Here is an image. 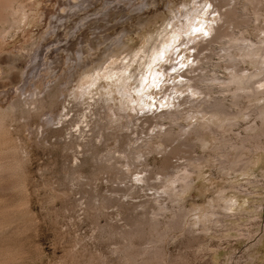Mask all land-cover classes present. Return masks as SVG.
<instances>
[{
    "label": "rangeland",
    "instance_id": "374dc122",
    "mask_svg": "<svg viewBox=\"0 0 264 264\" xmlns=\"http://www.w3.org/2000/svg\"><path fill=\"white\" fill-rule=\"evenodd\" d=\"M12 1L24 7L26 16L19 25L0 23V264H264V209L257 219L243 218L248 213L242 209L264 192V178L257 171L264 167V120L254 111L260 98L241 96V107L232 109L250 114L229 115L232 126L217 128V135H200L208 145L189 133L182 137L187 145L181 152L158 144L139 157L124 158L122 153L175 123L161 115L165 97L176 98L171 109L180 113L188 107L184 97H196L192 104L200 99L195 95L200 82H214L200 81V75L226 77L229 69L222 56L232 49L231 35L243 39L238 43L257 41L264 46V0ZM226 10L234 14L229 20L217 14ZM172 18L177 25L184 23L182 33L168 59L156 68L158 74L148 78L151 108H136L131 116L114 120L109 105L116 101L106 100L100 93L103 88L80 93L100 60L105 67L121 62L131 66L141 53H154L157 43L166 42ZM200 18L220 25L225 35L200 36V30H194L198 37L189 40ZM237 59L241 71H255V64ZM213 85L209 93L231 104L223 84ZM177 121L187 125L182 118ZM256 132L261 147L256 146ZM246 157L255 160V174L242 177L234 168ZM185 169L190 181L178 192ZM249 177L258 178L259 185L248 183ZM240 184L252 190V196H240L239 204L232 203L233 210L226 211L240 213V225L215 223L204 231L193 224V212L219 189L232 193L230 186ZM260 202L264 204V198ZM179 207L184 226L174 223L176 229L173 210L177 213ZM151 222L158 223L155 230ZM158 232H165L164 238H158Z\"/></svg>",
    "mask_w": 264,
    "mask_h": 264
},
{
    "label": "bare ground",
    "instance_id": "6f19581e",
    "mask_svg": "<svg viewBox=\"0 0 264 264\" xmlns=\"http://www.w3.org/2000/svg\"><path fill=\"white\" fill-rule=\"evenodd\" d=\"M255 1L256 0H250V2H254V3H255ZM71 2L73 3V1H71ZM74 3H77V2H74ZM115 3H117V2H115ZM15 5L16 4H14L12 0H0V23L5 22L4 25L7 23H8V25H10V23H14L15 25H19V23L22 21V19L26 16L25 15L26 12H25L24 7H21V6L15 7ZM83 5H85V4H83ZM75 7L73 6V8H75ZM81 7H82V5H81ZM70 8H72V6ZM77 9L80 10V8H77ZM84 9H85V7H84ZM74 10H73V12H74ZM68 11H70V10H68ZM65 12H66V10H65ZM78 13H80V11ZM103 14H105V13H103ZM103 14H102V16H103ZM217 14H219V17H222L224 20L225 19L229 20L234 15L233 11H231V10H226L224 12H218ZM72 15H73V13H72ZM108 15H109V13H108ZM70 23H73V22L71 21ZM179 23H180V25L184 24L182 21H179ZM180 25H177V22L173 21V18H172V21H170V30L167 32L166 42L162 43V44L157 43L156 46L153 47V49L155 51L154 53L152 50H151L152 53L149 52L150 50L147 51L143 55L141 53V55H140L141 59L138 62H136L135 64L133 63V65H132V63H130L131 66L127 65L125 62H121L120 64L116 65L115 67L112 64L105 67L106 63L101 64L100 62H102V61L100 59H99L100 61L97 60L98 59V57H97L96 60L99 61L97 63V65L98 64H100V65L96 66L95 71L89 75L88 80L84 84H81V86L79 87L80 93H84V92L89 91V90L94 89V88H96V89L97 88H99V89L103 88L102 90H100V93L102 95L106 96V100H110V101L114 100V102L115 101L117 102V103L115 102L114 106L109 105L110 110L113 112V114L115 116L114 120H122V117H124V116L125 117L131 116V111H135L136 108H140V110H143V108H145V109L151 108L152 104H153L152 99H150L151 94H149L146 90V88L149 86L148 78L149 79L154 78V76L156 74H158V72H159L156 68L161 65L163 60L168 59L167 53L169 51H171V49L174 48V46H175L174 44H175L176 40L180 37V34L182 33V30L180 29L181 28ZM220 29H221L220 25L213 24L212 21H208L204 18H200V21L198 22L197 28L190 29V31L191 30H193V31H192V34L188 33V38H189V40H194L195 39L194 37H198V35H197L198 33H193L194 30H200V36H205L206 34L209 35V34H211V32H213L212 36L221 37L225 34L221 33ZM1 32H2V30H0V33ZM72 34H74V33H72ZM116 34H118V33H116ZM101 36H103V35H101ZM113 38H115V37L113 36ZM93 39H94V36H93ZM111 39H112V37H111ZM211 39H213V38L211 37ZM230 39L232 41L230 43H232V44L229 43L230 44L229 47H232V49H230V50L225 49V52L222 56L225 58L224 61L225 60L227 61V64H225L223 66H226V68L229 69V72L226 73V77L219 78V77L213 75V76L207 78L204 75H200V81H204L205 79H208V80L211 79V80H214V82L213 83H211V82L210 83H204V84H202L203 82L202 83L200 82V92L195 93L196 96L200 95V99L197 101L196 104H192V102L196 100V97H193L192 99H188L189 96L184 97L183 98L184 100H182V102L187 103L188 107L185 108L184 111H180V113L171 109L172 103L175 101L176 98L171 97V96L165 97L162 100V102L160 103V106L164 107V109H165L163 111V113H161V115H163L164 117H170V119H171L170 123H172V122H175V123L169 124L167 127H164L161 131L157 129L153 133H150V135L148 136L147 141L144 145L138 144L137 146H132L130 148H126V147L123 148L122 153H123L124 158L130 157V156L133 157L134 154L136 157H139L146 150L157 149L158 144H163V147H162L163 150H171L173 152L184 151V146H186L187 144L182 140V137L185 136L186 134H189V133H194L198 137H200V135L207 134V133L217 135V128H221V127L225 128L227 126H232L234 119H230V120L227 119V117L229 115L234 116L237 113L238 114L236 116L250 114V112L240 113L242 108L240 109V111H238V110L235 111L232 109V105H237L238 103H240L241 101H239V98L241 96H244V95L245 96H251V97L253 96V98H260L261 99L260 103H258V102H256L257 104L255 103L256 104L255 105L256 110H254V111L256 114H259L261 116L262 120H264V94H259L260 90L264 89V46H260L259 42H257V41L255 43L254 42H252V43H245V42L238 43L237 41L243 40L241 37H238V36L235 37V36L231 35ZM92 42L94 43V41H92ZM112 42H110L109 45H111ZM93 43H91V44H93ZM116 43H119V42H116ZM122 43L123 42H120V44H122ZM97 45H98V43H97ZM109 45H107V46H109ZM112 45H115V44H112ZM115 46H117V44ZM115 46H114V48H115ZM123 46H125V45H123ZM123 46H120L118 48H121ZM111 48H109V49H111ZM77 49H79V48H77ZM90 49L91 48H89L88 50H90ZM106 49L109 50L108 47ZM91 50H93V49H91ZM105 50H104V52H105ZM111 51H113V50H111ZM111 51L109 50V52H111ZM119 52L117 54H119ZM122 52H124V51H122ZM104 54H102V55H104ZM107 54H108V52L106 53V55ZM80 56H81V54H80ZM107 57H109V54ZM107 57L105 56V58H107ZM131 57L133 58V55ZM237 57H240V60L250 61L253 64H255V66H256L255 71H253L252 73H248V71H247V73L246 72L244 73L243 72L244 70L241 71V69L239 68V65H238L239 59H237ZM105 58H101V59H105ZM124 58H126V57H124ZM96 60H95L94 64H96ZM131 62H133V59L131 60ZM86 63H87V61H86ZM90 63L91 62H89L88 66H90ZM94 64H93V66H94ZM93 68L94 67H92V69ZM118 69H121V71H118ZM84 70H86V68L82 69V71H84ZM87 70L89 71L90 69L87 67ZM116 71H118V72L116 73ZM146 73L148 75L147 77L145 76ZM104 79H107V81L103 83L102 80H104ZM213 84H223L224 90L230 92V95L232 96L230 99L231 104H228L223 97L213 96V95H211V93H209L210 87H214ZM254 84H257V86H255ZM222 89H223V87H222ZM249 90H251V93L249 92ZM134 93H135V95H134ZM82 95H85V93ZM243 98H241L240 100H242ZM106 102H108V101H106ZM10 105H11V103H10ZM238 106H239V104H238ZM239 107H241V106H239ZM186 109H188V110H186ZM122 112H125V113H122ZM252 113H254V112H252ZM180 118H182L185 122H187V125H181V124L177 123L178 122L177 120ZM172 125H175L176 128ZM188 125H192V126L188 129L187 128ZM252 126H251V128H252ZM254 134H255L254 137L257 139L256 146L261 147L259 145V141H258L260 138L259 137L260 134L258 132L254 133ZM223 138L225 140L228 139L226 136L225 137L223 136ZM153 139H155L156 142L155 141L152 142ZM199 140H200V143L202 145H208L209 144L208 142H206V138L200 137ZM235 142L237 144L236 140H235ZM240 142H238V145L240 143L239 146H243L244 140H241ZM154 143H157V145L155 146ZM236 144H233V145H236ZM244 145L246 147L247 144L245 143ZM226 147H227V145H226ZM252 147H254V146H252ZM222 150L223 149H221L220 151H222ZM254 150H256V148ZM250 151H253V150L251 149ZM253 152H255V151H253ZM263 152H264V150H263ZM256 156H254V157H256ZM252 158L253 157H251V158L246 157L243 161V164L240 165L236 169L234 168V171L237 172V170H240V172L238 171L239 172L238 175H241L242 177L254 175L255 171H252L253 170L252 165L255 163V160ZM131 160H132V158H131ZM235 163H236L235 160L232 161L233 166L235 165ZM127 164L130 165L129 163H127ZM232 165H231V167H232ZM224 168H227V167L224 166ZM257 171H259V175L264 178V167H260ZM189 173H190V171L188 169L184 170V173H183L184 176L182 178H180V180H182V182H183L181 184L182 188L180 190L178 189L179 190L178 192H182L185 190L187 183L190 181L189 177H187V176H189L188 175ZM236 180H238V179H236ZM247 182L248 183L256 182V184H254V185H259L258 184V182H259L258 178L249 177L247 179ZM173 184H174V181H171L170 185H173ZM235 184H236V182H235ZM240 185L241 186H239L238 188H236L235 186H230V187H232V189H234V192L231 191L232 193H228L229 190L226 187L219 189L217 195L214 196V198L210 199L205 205L200 207V210L193 212V216H194L192 219L193 224H199L200 228L203 229L204 231H207L211 227V225H213V224L215 225V223L225 225V224H229V222L230 223L237 222V226L240 225V223L238 221L240 213L238 216H237V213L236 214L235 213H233V214L227 213L229 210H233L231 207L232 203L233 204H235V203L239 204L238 200H239L240 196H242L243 198H246V197L249 198V195L252 194V190L249 191L246 188H244L242 184H240ZM248 189H249V187H248ZM174 191H176V190H174ZM262 198H264V192L259 194L258 197L256 199H254L258 202L255 201L253 204L251 203L252 205H250V206L246 205V207L242 208L245 210V212L248 213V214L243 213V218L253 216V219H257L259 211H262L264 209V204L260 202V200ZM248 200H251V198ZM243 201H244V199H243ZM241 204L242 203L240 202V206H241ZM179 208L180 209L177 210L178 211L177 213H176V210L175 211L173 210V212H175V214H177L178 219L176 221H174L175 220L174 219L173 224H172V221L169 223H171L173 226L176 224L177 227L179 226L181 228L182 226H184V223L182 225L181 223L183 221L181 223H180V221L182 220L181 218H184V216H182V217L180 216V214L182 215L183 210L180 211L181 207H179ZM218 208L220 209V211L217 210ZM179 212H181V213H179ZM183 213L185 214V212H183ZM218 213H220L221 216H218ZM179 216L181 217L180 220H179ZM190 220L191 219H189V221ZM224 220H226V222H224ZM227 220H228V222H227ZM163 223H165V222H163ZM151 225H152L151 228L153 227L152 229L155 230L154 228H156L155 227L156 225L158 226V223L156 225H153V223H152ZM174 227L177 229L176 226H174ZM165 232H167V231H165ZM165 232H162V233L158 232L159 234L157 235V237L158 238L159 237L164 238L163 236H165V235L163 233H165ZM199 233H201V232H199ZM241 234L246 235V231H242ZM196 235H198V234H196ZM197 237H199V235ZM150 249H148V250L150 251ZM144 250H146V249H144ZM148 250H147V252H148ZM153 251H154V249H153ZM153 253H150V254L152 255ZM146 254H148V256H150L149 252ZM158 257H156V258L158 259ZM152 258H154V257H152ZM160 262H161V260H160Z\"/></svg>",
    "mask_w": 264,
    "mask_h": 264
}]
</instances>
